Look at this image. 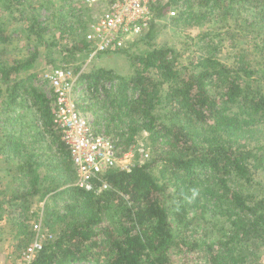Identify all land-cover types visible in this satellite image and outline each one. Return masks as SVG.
<instances>
[{
	"label": "trees",
	"instance_id": "trees-1",
	"mask_svg": "<svg viewBox=\"0 0 264 264\" xmlns=\"http://www.w3.org/2000/svg\"><path fill=\"white\" fill-rule=\"evenodd\" d=\"M19 2L23 7L24 0H0V11L15 20L14 11L19 19L26 15L27 42L43 41L46 28L25 7L16 9ZM178 9L167 17L165 5L151 8L154 19L175 27L199 25L209 16L231 19L228 34L235 29L251 34L258 61L253 64L243 47L233 63L221 61L223 39L215 41L206 32L200 55L188 64H177L165 45L138 54L128 48L121 51L131 58L129 77L101 67L81 73L79 80L93 88L90 103L79 109L93 111L94 129L115 140L117 154L141 131L149 133L151 145L143 163L104 170L94 183L107 188L97 193L74 185L62 130L53 122L49 100L29 83L33 75L17 79L33 66L38 46L24 60L0 63L1 129L6 130L0 152L18 154L22 176L10 195L9 213L30 216L33 202L54 200L45 204L41 223L57 233L42 241L30 264H264V194L254 177L264 167V0H182ZM72 15L69 22L77 24L79 16ZM154 19L135 45L154 36L159 23ZM3 25L0 20V44L7 41ZM75 45L74 51L88 56L85 34ZM103 81L114 83L106 88ZM104 104L121 110L105 119L110 114L95 113ZM19 109L26 111L23 118L31 115L38 152L27 151L20 136Z\"/></svg>",
	"mask_w": 264,
	"mask_h": 264
},
{
	"label": "rangeland",
	"instance_id": "rangeland-1",
	"mask_svg": "<svg viewBox=\"0 0 264 264\" xmlns=\"http://www.w3.org/2000/svg\"><path fill=\"white\" fill-rule=\"evenodd\" d=\"M23 7L19 2L16 4V9L26 8V12L33 14L34 18L37 21H40L42 27L46 28V32L43 38V41L38 42L36 39L27 42V33L25 29L30 24V21L26 15H22V19H19V12L14 11V17H17V20L10 19L11 16L7 15L8 12L4 10L0 11V20L4 24L3 30L4 35L7 38V41L4 44H0V63L4 65H11L16 60H24L28 58L30 52L34 50V46L37 45L39 48V56L36 58L32 67L24 72L18 74V78L30 77L31 83L34 87L38 88L49 100L50 110L52 107V100L50 98L51 93H47V88H44L42 85L44 82L41 80V76L45 71L54 69L55 67H68L73 71H76L77 68L84 67L83 71H90V69L104 68L110 71L115 72L124 77H129L132 74L131 67V58L127 53L122 52L121 50L132 48L130 53L138 54L144 49L167 46L171 47L173 50L172 56H175L177 64H188L191 61H195L196 57L201 53V36L206 32H211L214 37V40L222 38L221 47L218 52V57L221 61L226 63H233L235 61V54L241 52V48L248 50V56L251 57L253 64H256L254 52V44L256 40L251 41L248 34V37L242 35L238 32L237 29L232 31L231 35L228 34L227 28L231 27V19H225L224 21H219V17L214 18V16L207 17L206 21L199 25H171L167 19L156 20L158 23L155 27V34L152 38L145 40L142 43H138L136 40L129 41L126 43V47L122 49H112L110 52L103 53L101 56H96L89 60V55H86L85 51L78 52L74 51L75 41L81 40L83 34H85L89 28V25L98 19L101 15L103 8L97 5L86 4L85 0H24ZM31 5V6H30ZM168 8V5H165ZM73 9V10H72ZM79 11L84 14L79 16ZM79 16V22L74 24L70 23V19L74 21V16ZM68 21V22H66ZM226 23V24H225ZM222 32L221 36H214L216 33ZM209 36V37H210ZM207 37L206 39H208ZM235 38L236 40L231 39ZM53 43V44H51ZM48 44V46H47ZM114 50V51H113ZM120 50V51H119ZM119 51V52H118ZM243 52V51H242ZM89 60V61H88ZM105 84L110 83V81H103ZM114 83V82H113ZM87 82L80 81L77 83L76 96L78 97V105L84 104L87 105L90 103L89 93L91 88L87 87ZM114 88V86H113ZM129 93V90L127 91ZM6 95V94H4ZM132 95V93H131ZM4 97V96H2ZM0 98V101L2 100ZM3 104V100L0 102V107ZM107 104H104V107L95 112L97 115L101 113L102 115L110 114V117L107 115L104 118L110 119L114 112L121 110L119 106L107 107ZM95 108V107H94ZM1 109V108H0ZM81 110V109H80ZM25 109L20 110L19 113L22 115L19 116L16 114L15 121H17V128L23 125L20 136L22 139L28 143L26 149L27 151L38 152L37 140L34 133L36 129H33V123L30 122L31 115L26 113V117L23 118ZM83 114L88 116V119L92 120L94 124L95 117L92 110H81ZM159 115L161 116V112ZM1 116V115H0ZM54 122V116L52 117ZM105 119L100 121V128L103 130L107 125ZM160 121L164 120L161 116ZM24 122L29 123L25 124ZM55 123V122H54ZM35 124V122H34ZM3 125L2 117H0V144L4 140L3 133L6 130L1 129ZM110 125V124H109ZM97 126V127H99ZM112 126V123L111 125ZM112 129V127H110ZM264 144V136L262 138ZM254 142H252L253 144ZM150 139L149 133L145 131L138 132L135 136V141L128 149L119 154V157L122 163H127L132 165L135 161H138L139 158V148H144L150 151ZM252 146V145H251ZM40 151V150H39ZM117 153L119 148L116 149ZM150 154V153H149ZM18 155V154H17ZM10 155L7 156L2 151L0 152V264H24V260L21 257V252L26 245H29L36 239H41L42 241L47 238H52L56 235V232H51L49 228L43 225V211L45 210V204H53V199H38L33 204H31L30 216L24 217L12 211L9 213L10 206V195L15 193V189L19 183L20 179L19 172H17V156ZM40 157L38 154L36 158ZM150 157V156H149ZM45 158V157H42ZM255 181L260 184L256 188L259 189L260 193L264 194V167H261L254 172ZM22 177V176H21ZM76 177L74 179V183ZM20 190L21 187H18ZM172 189H170L171 191ZM59 207H62L64 204L63 201L57 203ZM21 217L18 219L17 217ZM35 225L38 227L36 228ZM28 228V229H27ZM59 229V226L56 227ZM31 229L30 234H24V231ZM20 245H22L20 247Z\"/></svg>",
	"mask_w": 264,
	"mask_h": 264
},
{
	"label": "built area",
	"instance_id": "built-area-1",
	"mask_svg": "<svg viewBox=\"0 0 264 264\" xmlns=\"http://www.w3.org/2000/svg\"><path fill=\"white\" fill-rule=\"evenodd\" d=\"M86 4L101 6L98 19L89 25L85 40L89 46V60L112 49H122L129 41L141 37L149 28L155 5H168L167 17L176 16L182 0H85ZM126 47V46H125ZM88 60V61H89ZM85 68L73 71L68 67H55L41 76L42 85L51 93V112L54 122L62 130L73 164L76 181L74 185L86 191L97 193L107 188L106 184L95 186V179L108 168L128 170L132 165L122 163L117 154L115 140L103 131H96L92 120L79 109L76 96L77 83ZM113 82L105 84L110 88ZM139 163L150 156L149 151L139 148ZM37 228L38 226L35 225ZM42 240L36 239L21 252L24 264H30Z\"/></svg>",
	"mask_w": 264,
	"mask_h": 264
}]
</instances>
